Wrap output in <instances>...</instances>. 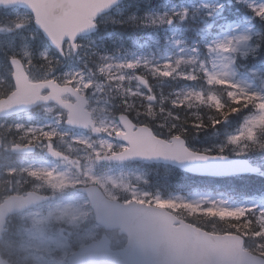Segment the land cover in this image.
<instances>
[{
  "label": "snow or ice",
  "instance_id": "1",
  "mask_svg": "<svg viewBox=\"0 0 264 264\" xmlns=\"http://www.w3.org/2000/svg\"><path fill=\"white\" fill-rule=\"evenodd\" d=\"M118 23H130L140 30L126 39H143L145 34L157 38L166 55L157 60L159 76L154 78L160 80L161 88L171 82L169 96L174 105L186 110L189 127L198 132L211 124L217 130L214 146L195 152L184 139L189 127L177 133L173 126L172 133L180 135L176 143L185 152L178 162L196 165L189 169L193 175L227 178L243 173L260 181L256 194L239 192L236 187L232 191L255 205L250 211L241 205L239 210L245 213L241 219L255 220L258 227H264V175L249 168L252 151L259 150L264 156V127L257 124L264 118V0H191L188 7L184 0H127ZM38 43L46 41L41 37ZM255 80L261 81L259 88L254 87ZM237 115L242 119L233 125L231 117ZM229 150L235 158L225 155ZM260 171L264 172V165ZM207 199L194 202L195 206ZM210 203L220 206L228 201Z\"/></svg>",
  "mask_w": 264,
  "mask_h": 264
},
{
  "label": "rangeland",
  "instance_id": "2",
  "mask_svg": "<svg viewBox=\"0 0 264 264\" xmlns=\"http://www.w3.org/2000/svg\"><path fill=\"white\" fill-rule=\"evenodd\" d=\"M121 11L122 6L115 11L118 13L117 16L110 15L102 20L100 24L102 26L113 24L118 17H121ZM38 40L36 30L32 26V18L28 12L18 9H0V51L7 55L10 54L11 57H20L25 62L28 73L34 74L35 78H38L40 72L42 74L46 73L51 61V56L48 55L45 46L42 47ZM33 60H39L40 65L32 66L31 62ZM73 61L75 65L76 60L73 59ZM74 70V67L70 66L64 83L71 82L73 76H75ZM80 70L76 80L83 91L88 88L92 89L89 97L94 106L91 110L94 112L95 119L103 131V135L100 139L91 140L90 137L81 134H68L64 142V150L72 156H77L80 151L84 150L82 146H78L80 144L88 148L89 151L97 152L98 158L96 160L95 157H92V162L88 160L89 162H85L82 167L75 164L70 165L69 163H63L59 168L55 164L49 167V164L45 165L46 160L41 156L26 162L24 160L19 161V165L15 167L0 165V188H7L2 184L5 174L14 172L22 174L31 171L30 175L35 181L41 173L47 177L48 183L50 182L48 184L49 190L53 195V201L49 206L40 208L41 211L39 209L34 213L23 214L18 218V226H16L15 232L11 234L13 237L7 238V241L1 244L3 253L13 257L16 249H18L19 264H67V258L72 252L92 240H97L103 232L95 224L85 196L77 192L79 186L86 184L100 186L110 199L120 198L124 203L135 201L161 208L166 207L174 214H176V210L189 214L204 212L215 219L225 218V213L242 215L243 211L239 210L240 207L233 206L230 203L220 206H214L210 203V201L221 200L217 196H201L195 193L177 195L174 192L166 191V189H162L161 192L152 188L150 177L157 176L163 180L173 170L169 166L142 164L132 166L109 163L108 156L113 151L122 149V144L113 140L115 134L121 132L115 120V115H113L115 111H121V99L112 97V100L115 99L114 102L107 103L108 89L102 87L101 83H93L87 79L85 74H88L86 72L88 70ZM240 71L243 72L244 70L241 68ZM3 73H6V69L4 62L0 60V82H2ZM237 78L244 79L245 77L239 76ZM129 81L131 82L129 96L143 93L140 90L141 88L135 84L134 78ZM253 85L259 88L261 81L255 80ZM45 112L51 113V109H46ZM15 120L5 122V124H10L7 126L1 125L3 122H0L1 129L8 131L10 128H17L13 125H19L23 121L35 123L40 119L29 115L24 119L18 118V120ZM56 124L57 120H54L51 130H54ZM257 124L264 127V118H259ZM32 125L31 132H35L38 128L41 129V126ZM219 130L223 131L222 129ZM216 131L199 138L198 147H191V149L203 152L206 148L214 146L217 140ZM247 135H252L251 130H248ZM216 155H219V153H216ZM225 155L235 158L232 156L231 150L226 152ZM249 156L250 162L255 161L254 165L259 168L260 165H264V156L260 155L259 150L252 151ZM86 157L88 159L89 155ZM75 160L77 158L74 157L73 161ZM81 162L83 161L80 160L79 163ZM54 168H58V170L54 171ZM28 178L25 176L26 180ZM12 185L14 184L12 183ZM16 186H19V184L17 183ZM205 197L208 199L204 200L202 206L196 207L194 202H198ZM245 206L249 211L252 207H255L251 204ZM261 207H264V205H261ZM40 213L42 214L40 215ZM256 215L258 216L259 212ZM255 225L258 227L257 221H255ZM259 229V233L264 236V227H259ZM108 237L111 240L113 249L123 248L125 239L122 236L112 232L108 233Z\"/></svg>",
  "mask_w": 264,
  "mask_h": 264
},
{
  "label": "water",
  "instance_id": "3",
  "mask_svg": "<svg viewBox=\"0 0 264 264\" xmlns=\"http://www.w3.org/2000/svg\"><path fill=\"white\" fill-rule=\"evenodd\" d=\"M77 1L78 5L72 6L74 0H0V6H18L29 10L36 27L51 46L58 48L64 39H73L77 30H86V35L90 34L94 19L122 0ZM10 65L16 91L0 101V116L22 112L39 104V94L44 89V84L28 83L18 60H10ZM70 92L74 95L73 90ZM74 110L76 107L72 110L68 125L85 129L89 124L88 113L76 111V116L72 117ZM118 119L125 130V134L118 136V139L129 148L111 157L112 160L161 163L192 174L189 169L196 165L187 160L178 162L185 155L176 143L180 138L165 142L156 138L147 127H138L134 131V126L124 115ZM249 168H255L257 173L260 171L250 164ZM82 191L89 199L96 223L106 231L118 230L119 235L126 236V244L123 249L111 250L108 239L102 235L99 241L74 252L68 258V264H264L263 259L242 250L243 240L238 236L204 232L178 220L166 210L152 206L137 203L122 205L109 201L95 186ZM32 196L5 201L0 206V232L3 218L12 211L28 208L34 203ZM0 264L6 263L0 259Z\"/></svg>",
  "mask_w": 264,
  "mask_h": 264
},
{
  "label": "trees",
  "instance_id": "4",
  "mask_svg": "<svg viewBox=\"0 0 264 264\" xmlns=\"http://www.w3.org/2000/svg\"><path fill=\"white\" fill-rule=\"evenodd\" d=\"M184 5L186 7L191 6V0H184ZM131 25L117 27L114 29V32H111L110 39L112 40H110L108 45L106 43L105 52V55L112 56L111 61L113 62V66L120 64L128 71H133L134 69L133 53L145 59L144 64L137 66L136 73L144 75L148 79L151 100H140L137 106L138 111H134L132 98H126V105L129 107L127 114L134 122L149 126L161 138L170 139L175 136L180 137L179 134L172 133V128L176 126L177 133H180L181 127H189L186 110L173 104L169 96V93L173 90L171 82H166L163 88H161L160 80L154 78L159 76V68L156 66L157 62L155 63V58L157 57L158 60H163L166 55L165 51L156 43L157 38L155 36L145 34L143 39H137L136 37L126 39L129 33L140 31L133 29L134 27H131ZM122 39L126 42L121 43L120 41ZM133 40H135V43H133ZM140 45H143V47H140ZM150 54L154 57L152 60L154 63L148 62L150 60ZM117 56L121 59V63L116 58ZM127 63H130V65ZM231 111H236L235 105L232 106ZM135 114H137V117H135ZM177 114L179 115V119H177ZM205 119H207V114H205ZM239 119H242L239 115L231 117L233 125H236V121ZM215 131L211 124H208L207 128L199 129L198 132L196 129L189 127V131L184 136V139L189 146L198 147L197 142L199 138ZM156 183L166 185V191L174 192L177 195L187 193L219 195L233 203L244 201L237 192L232 191L233 187H236L239 192L248 193L249 195L256 194L261 188L260 181L244 176L228 179H202L181 173L177 170H172L166 175V181L156 178ZM176 215L208 232L239 234L244 237L245 245L251 252L264 256V236L258 234L259 230L254 227L253 222H248L245 218L237 219L238 214L225 213V218L215 219L204 212L189 214L176 210Z\"/></svg>",
  "mask_w": 264,
  "mask_h": 264
}]
</instances>
